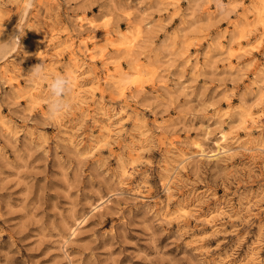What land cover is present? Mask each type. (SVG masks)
I'll use <instances>...</instances> for the list:
<instances>
[{
    "label": "rangeland",
    "instance_id": "obj_1",
    "mask_svg": "<svg viewBox=\"0 0 264 264\" xmlns=\"http://www.w3.org/2000/svg\"><path fill=\"white\" fill-rule=\"evenodd\" d=\"M27 5L0 0V264H264V0Z\"/></svg>",
    "mask_w": 264,
    "mask_h": 264
},
{
    "label": "clouds",
    "instance_id": "obj_2",
    "mask_svg": "<svg viewBox=\"0 0 264 264\" xmlns=\"http://www.w3.org/2000/svg\"><path fill=\"white\" fill-rule=\"evenodd\" d=\"M27 6L30 9L33 6V0H28ZM14 40L16 44L20 43L19 39L14 38ZM11 47V44H9L7 48L0 46V57L6 56ZM29 75L34 79H42L47 82V103L50 117H58L60 114L70 109L69 94L73 86L71 76L66 74L49 76V74L44 71L42 64L36 65Z\"/></svg>",
    "mask_w": 264,
    "mask_h": 264
},
{
    "label": "bare ground",
    "instance_id": "obj_3",
    "mask_svg": "<svg viewBox=\"0 0 264 264\" xmlns=\"http://www.w3.org/2000/svg\"><path fill=\"white\" fill-rule=\"evenodd\" d=\"M105 127H106V128H108V126H107V125H106ZM220 147H221V146H220ZM223 148H224V147H223Z\"/></svg>",
    "mask_w": 264,
    "mask_h": 264
}]
</instances>
